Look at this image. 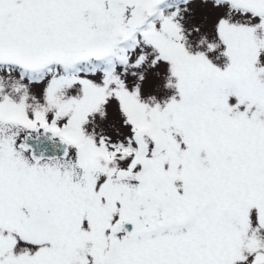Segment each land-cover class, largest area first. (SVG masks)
Listing matches in <instances>:
<instances>
[{"label":"snow or ice","instance_id":"snow-or-ice-1","mask_svg":"<svg viewBox=\"0 0 264 264\" xmlns=\"http://www.w3.org/2000/svg\"><path fill=\"white\" fill-rule=\"evenodd\" d=\"M0 264H264V0H0Z\"/></svg>","mask_w":264,"mask_h":264}]
</instances>
